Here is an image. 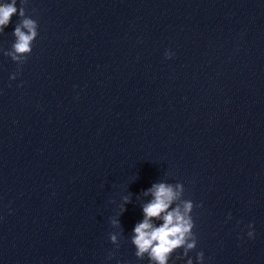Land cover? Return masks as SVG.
Masks as SVG:
<instances>
[{"label":"clouds","instance_id":"9594fccd","mask_svg":"<svg viewBox=\"0 0 264 264\" xmlns=\"http://www.w3.org/2000/svg\"><path fill=\"white\" fill-rule=\"evenodd\" d=\"M27 0H20L17 7V0H0V32L11 23L12 17L18 16L12 35L15 40L11 48L4 54L9 56L18 65L27 61L33 50V43L38 36V23L26 15L24 5ZM173 53L165 52L166 58H171ZM13 73L11 79L16 78ZM185 187L183 183L159 182L154 183L151 188L143 193L144 196H151V199L142 204L143 219L133 228L131 243L136 251L135 256L141 260L148 258L149 264H169L173 254L183 250L181 255L175 257L182 260L188 257L190 251L197 247V236L194 232L196 227L192 213L196 205L190 199L184 198ZM121 212L124 205L130 202L129 196L122 197ZM229 218L231 216L229 215ZM154 221H160L156 224ZM113 227L119 228V219H112ZM252 229L251 224L248 225ZM110 240L118 245V235L110 233ZM248 236H254V231H249ZM111 258V254L109 259ZM197 264H203L204 253H196ZM175 264V261H172ZM186 264H193V259L188 257Z\"/></svg>","mask_w":264,"mask_h":264}]
</instances>
